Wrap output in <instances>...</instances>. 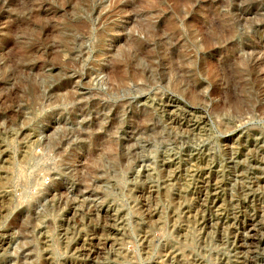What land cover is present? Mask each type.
Here are the masks:
<instances>
[{"label": "rangeland", "instance_id": "obj_1", "mask_svg": "<svg viewBox=\"0 0 264 264\" xmlns=\"http://www.w3.org/2000/svg\"><path fill=\"white\" fill-rule=\"evenodd\" d=\"M19 2L9 0L11 7L5 5L9 10L0 13V57L16 49L22 21L12 25L9 17L17 19L22 12ZM74 2L65 8L45 5L39 10L40 18L51 21L42 39L58 34L56 22L72 11ZM187 2L191 4L184 17L191 32L187 48L191 49L193 40H201L205 47L199 55H207L209 64L199 65L194 81L174 86L162 97L149 93L114 104L99 98L78 104L71 121L90 117L83 127L93 130L90 142L98 145L91 150L88 143L83 145L86 151L80 157L78 178L51 179L38 196L22 202L17 182L21 189L38 183L47 164L42 159L26 161V146L20 145L15 159L35 167L36 172L30 167L14 172L13 152L0 142L4 169L0 170V224L4 225L0 227V264H264V23L254 22L264 19V0H233L230 7L227 0ZM103 6H96L92 16L106 21L108 29L132 11L117 5L111 15L101 16ZM184 10L185 0H180L178 8L165 10L159 17L158 27L173 20L178 24ZM135 20L134 15L130 17L125 33ZM89 27L87 21H71L67 30L84 34L75 41L79 45L87 39ZM237 28L243 31L231 39ZM127 41L125 34L117 48ZM143 50L147 52V46ZM185 50V39L177 35L173 46L177 60ZM57 51L52 44L46 50L33 47L28 55L41 57L43 53V58L23 65L22 70L39 74L46 68L48 74L59 75L62 65L57 62ZM224 72L229 77L228 91L221 79ZM118 73L124 78L121 86L135 80L130 78L132 71L121 67ZM91 79V75L84 80L66 75L49 95L74 89L89 95L86 85ZM209 82L213 113L223 115L225 124L235 129L218 138L219 152H212L210 143L193 146L211 135L214 114L200 106L203 97L198 95ZM10 86V80L0 79V89ZM33 90L38 95L40 85ZM9 95L11 106L0 110V120L7 121L9 128H19L22 140L31 132L23 127L27 106L20 103L21 88ZM53 111L56 118L46 133L52 139L43 140L41 147L55 155L60 149L54 137L66 118L59 110ZM242 121L250 123L238 127ZM117 131L118 139L113 135ZM142 135L154 140L137 144ZM156 144L159 150L153 159L147 153ZM109 148L115 149L118 165L106 176L92 165ZM130 160L134 162L128 167ZM85 169L94 177L90 184Z\"/></svg>", "mask_w": 264, "mask_h": 264}, {"label": "clouds", "instance_id": "obj_2", "mask_svg": "<svg viewBox=\"0 0 264 264\" xmlns=\"http://www.w3.org/2000/svg\"><path fill=\"white\" fill-rule=\"evenodd\" d=\"M232 2L233 0H227V5L230 7ZM244 2H247V0H244ZM69 3H71V0H20L17 7L23 5L22 12L17 19L9 17V24L16 25L19 20L22 21V25L17 33L16 49L10 52L7 57H0V66H3L0 68V79L11 81L10 87L0 89V100L8 97L0 104V110L11 106L10 101L13 97L9 94L17 87L21 88L23 95L20 97V103L27 106L23 127L31 129V132L21 140L18 138L20 135L19 128H9L7 121L0 120V142L8 145L6 150L13 152L11 170L14 172L17 168L23 170L29 167L32 173L36 172L35 167L15 159L16 153L20 151V145L26 146V161L42 159L47 164V168L41 173L38 183L34 185L27 184L21 189L17 182L16 190L22 202L32 200L38 196L43 186L48 184L51 179L59 177L78 178L80 175L78 171L80 157L86 151L83 145L88 143V150L98 147V145H92L90 142L93 130L83 127L90 117L76 120L74 124L71 121L72 112L78 104L87 103L94 98L114 104L125 99L130 101L138 95L149 93H154L155 97H162L173 90L174 86L194 81L200 71L199 65L209 64L207 55H199L205 47L201 40H193L191 49L187 48V40L191 36V32L184 21V17L188 15V8L191 7L187 0H185L184 12L177 18L178 24L173 20L163 28L158 27L159 17L163 15L165 10L178 8L180 0H75L72 4V11H66L64 16L56 22L58 34L54 37L42 39L43 29L51 21L40 18L37 15L39 10L45 5L65 8ZM101 4L104 5L101 9V16L111 15L117 5H126L132 11L128 14V18L121 19L119 24L108 29L106 21L102 22L100 17L93 18L92 16L96 6ZM5 5L11 7L9 0H0V13L9 10L5 8ZM225 11H227V8ZM133 15L136 17L135 23L125 33V28ZM79 20L87 21L90 27L87 30V39L77 45L75 43L76 39L84 34L69 32L67 25L71 21ZM254 22L264 23V19ZM177 28L179 32H177ZM242 31L243 29L237 28L236 35L231 39L237 38ZM125 34L128 36L127 43L117 48L118 39ZM177 35L186 41V50L179 60L176 59L173 51V46L177 42ZM49 44L56 46L58 49L57 62L62 65L61 73L53 76L48 74L46 68L39 74L23 71V65L33 64L36 59L43 58L44 55L41 53V57H31L28 55L29 50L37 45L39 48L46 50ZM61 45H64V47L61 48ZM145 46H147V52L143 50ZM70 51H75L77 54L70 57L68 54ZM97 57H101V59L97 60ZM5 60H7V63H5ZM221 64H223V61H221ZM121 67L126 72L136 71L138 75L135 80H131L126 86L116 88L113 87L116 84L114 75L120 71ZM66 75L78 76L81 80L91 75L92 79L86 85L89 95L76 92L74 89L72 92L62 93L59 96H50L49 90L52 86ZM221 79L225 85L224 91H228L227 81L229 77L226 72L223 73ZM101 81L103 82L101 83ZM36 85H40L38 95L33 90ZM82 86L84 85H76V87ZM211 88L212 83L209 82L208 86L198 95L203 97L200 106L205 111L213 113L212 106L215 101L209 95ZM78 96H83V99H77ZM53 110H59L61 115L66 118L65 123L57 129L54 137L55 147L60 149L55 155L51 149L41 147L43 140L46 138L52 139L46 137V133L51 127L52 120L56 118ZM249 123L250 121H242L237 126L244 127L245 124ZM99 130H103V125ZM234 130L225 124L223 115L214 114L211 135L207 138L198 139L193 146L199 148L202 144L210 143V150L219 152L218 138L227 136ZM9 132L12 133L11 139L8 138ZM113 135L118 139V131ZM33 137H36V139L33 140ZM145 139L154 140V137L142 135L138 138L137 144ZM158 150L159 144H156L152 152L147 154L155 159ZM169 151H171V148H169ZM133 162L130 160L128 167H131ZM116 165H118L116 151L114 148H109L102 152L100 159L92 166L101 168L107 176L108 172L114 170ZM0 170L4 169L0 167ZM53 173L59 175L53 176ZM84 175L90 184L94 177L88 173L87 169H85ZM3 226V224H0V227Z\"/></svg>", "mask_w": 264, "mask_h": 264}, {"label": "bare ground", "instance_id": "obj_3", "mask_svg": "<svg viewBox=\"0 0 264 264\" xmlns=\"http://www.w3.org/2000/svg\"><path fill=\"white\" fill-rule=\"evenodd\" d=\"M264 4V3H263ZM231 20V19H230ZM228 22H229V20H228ZM231 22V21H230ZM169 23V22H168ZM167 23V24H168ZM224 23H225V21H224ZM226 24H227V22H226ZM233 25V24H232ZM231 27V26H230ZM224 28V27H223ZM227 28V27H226ZM231 29V28H230ZM87 30V29H86ZM224 31H226L225 29H223ZM221 31H222V27H221ZM223 31V32H224ZM230 31V30H229ZM233 31V30H232ZM230 33V32H229ZM226 34V33H225ZM227 36H228V32H227V34H226ZM231 35V34H230ZM229 35V36H230ZM220 36H223V34L221 33V35ZM225 36V35H224ZM258 61V60H257ZM260 62V61H259ZM263 63H264V60H263ZM262 62L261 63H259V64H263ZM248 66V65H247ZM250 66V65H249ZM253 67V66H252ZM249 68V67H248ZM251 70V69H250ZM252 70H253V68H252ZM251 70V71H252ZM117 75H118V77L117 76H114V79H115V81H116V86H117V88L118 87H120L122 84H123V81H124V78H123V74L122 73H116ZM125 74V73H124ZM131 76H130V78H132V79H136L137 78V72H134V71H132V74H130ZM239 75H240V73H239ZM120 76V77H119ZM257 78V77H256ZM258 79V78H257ZM256 83V82H255ZM261 88V87H260Z\"/></svg>", "mask_w": 264, "mask_h": 264}]
</instances>
